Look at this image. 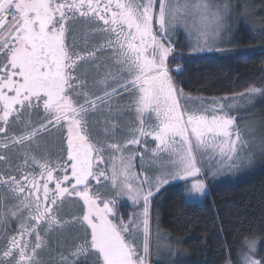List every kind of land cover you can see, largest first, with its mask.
<instances>
[{
	"label": "snow or ice",
	"instance_id": "1",
	"mask_svg": "<svg viewBox=\"0 0 264 264\" xmlns=\"http://www.w3.org/2000/svg\"><path fill=\"white\" fill-rule=\"evenodd\" d=\"M234 10L231 0H0V264H161L162 191L182 182L204 197L211 179L264 162V125L246 134L232 114L264 102V78L210 98L178 80L206 54L257 51L225 46ZM224 264H264V239L243 237Z\"/></svg>",
	"mask_w": 264,
	"mask_h": 264
},
{
	"label": "trees",
	"instance_id": "2",
	"mask_svg": "<svg viewBox=\"0 0 264 264\" xmlns=\"http://www.w3.org/2000/svg\"><path fill=\"white\" fill-rule=\"evenodd\" d=\"M250 6L246 18L235 29L233 50L256 49L246 57L227 58L206 54L178 77L186 93L216 97L244 91L264 78V0H245ZM175 66V65H174ZM264 115V102H261ZM201 204H193L179 187L169 186L154 202L160 226L173 234L189 255L176 264H224L231 251L233 259L243 237L264 239V164L253 175L235 183L212 186ZM127 211V209H122Z\"/></svg>",
	"mask_w": 264,
	"mask_h": 264
},
{
	"label": "rangeland",
	"instance_id": "3",
	"mask_svg": "<svg viewBox=\"0 0 264 264\" xmlns=\"http://www.w3.org/2000/svg\"><path fill=\"white\" fill-rule=\"evenodd\" d=\"M231 2L235 10L232 12L231 19L227 21V24L230 26L231 31L225 36V40H232L237 24L246 18L247 13H249L251 9V6L245 0H231ZM180 42L181 43L184 42L183 37L180 38ZM193 96H197V95H193ZM254 104H255L254 107H250V108L241 107L239 110H234L232 114L237 117V123L239 124L241 130L245 131L246 134H247V126L257 125L258 127L256 134L259 137V135L261 134L259 126L264 125V115L261 109V99L258 97L254 101ZM263 164L264 162H262L259 159V157H257L256 161L251 166L242 167L238 171H234L231 173H227V172L222 173L219 176H217L215 179L210 180L209 189L212 186H218L225 183L239 182L240 180H243L253 175L255 172H257L260 169V167ZM170 186H174L178 188L180 187L186 197V200L193 204H201L209 196L208 194L204 197L187 196L184 192L182 182H178L177 184ZM153 212H154V221H153L154 261L159 259L161 261V264H171L173 259H175L176 262L186 260L189 257V255L187 254L185 249H183L180 240L170 232L164 230L160 226L159 221L157 223V218L154 208H153ZM157 230L160 233V238L158 241L156 240L155 237V233ZM157 243L160 245L159 252H157V249L155 247ZM169 248H171V250L176 253L174 257L170 254Z\"/></svg>",
	"mask_w": 264,
	"mask_h": 264
}]
</instances>
